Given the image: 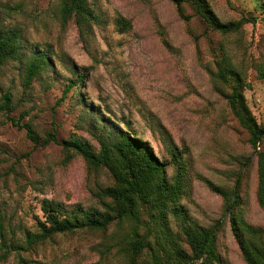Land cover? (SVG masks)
Returning <instances> with one entry per match:
<instances>
[{"label": "rangeland", "instance_id": "1", "mask_svg": "<svg viewBox=\"0 0 264 264\" xmlns=\"http://www.w3.org/2000/svg\"><path fill=\"white\" fill-rule=\"evenodd\" d=\"M207 1L223 22L242 16L256 20L222 35L207 28L187 3L181 14L171 0H89L98 21L80 38L72 22L61 26L58 0H0V27H15L23 35L21 61L8 62L0 77L15 104L9 113L0 112V213L15 227V239L22 242L25 229L34 230L35 219H44L43 198L97 203L93 191L108 178L88 172L79 157L63 165L60 144L72 134L92 141L87 132L92 106L107 121V131L128 130L158 154L170 145L182 151L191 176L183 203L195 220L218 221V248L229 264H246L230 230L227 199L206 180L228 193L245 162L241 210L248 223L264 228L255 197L258 147H252L228 106V86L212 72L223 56L242 69L250 83L246 102L264 126V0ZM119 17L130 21L124 32L116 24ZM35 48H50L52 64L24 87L23 62ZM75 69L86 72L78 97L63 93ZM10 118L30 121L40 135L56 127L58 142L34 147ZM107 244L98 232L78 230L5 258L0 248V264H125L114 250L101 257Z\"/></svg>", "mask_w": 264, "mask_h": 264}, {"label": "trees", "instance_id": "2", "mask_svg": "<svg viewBox=\"0 0 264 264\" xmlns=\"http://www.w3.org/2000/svg\"><path fill=\"white\" fill-rule=\"evenodd\" d=\"M171 1L181 14L183 3L189 4L207 28L222 35L237 32L245 23L256 20L242 16L223 22L207 0ZM58 11L61 26L72 22L80 38L87 37L92 24L98 21L89 0H58ZM116 24L121 32L130 28V21L123 17H119ZM22 43L23 35L19 29L0 27V77L8 62L21 61ZM52 52L50 48L31 51L30 57L23 62L24 87H29L34 78L51 66ZM229 60L223 56L212 76L228 86L229 91L224 93L228 106L238 124L247 131L252 147H258L255 152V197L264 211V126L257 122L246 102L244 90L250 83L245 80L242 69ZM73 74L75 76L68 79L63 93L72 91L71 95L78 97L86 72L75 69ZM13 108L11 93L0 85V112L7 114ZM88 110L87 132L92 141L76 134L60 141L61 163L65 165L79 157L88 172L104 174L108 178L107 183L99 184L93 191L97 203L85 205L43 198L40 208L44 219H35L34 230L25 229L22 242L15 239L11 221L0 213L2 258L58 234L88 230L100 233L102 239L108 241L101 257L114 250V256L125 264H229L218 248L221 226L218 221L205 225L195 220L183 203L191 188V176L182 151L176 145H170L166 154H158L146 140L128 130L112 126L107 131V121L98 118L92 106ZM23 116L24 113L21 118ZM10 120L18 128L25 129L34 147L58 142L56 127L40 135L30 121ZM243 164L245 162L234 173L230 192L212 181L206 180V184L227 199L230 230L242 259L246 264H264V228L248 223L241 210L244 201L240 191L246 178V170L240 172Z\"/></svg>", "mask_w": 264, "mask_h": 264}]
</instances>
